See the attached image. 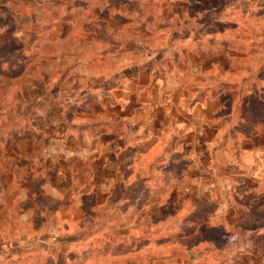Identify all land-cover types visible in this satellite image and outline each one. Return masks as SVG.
Here are the masks:
<instances>
[{
  "label": "crops",
  "instance_id": "1",
  "mask_svg": "<svg viewBox=\"0 0 264 264\" xmlns=\"http://www.w3.org/2000/svg\"><path fill=\"white\" fill-rule=\"evenodd\" d=\"M255 2L258 11L264 12V0ZM220 46L246 52L243 46ZM184 49L173 59L165 54L159 60L147 61L76 97L72 103L76 113L70 110L61 114L63 153L49 152L45 146L53 138L52 130L46 141L40 142L36 140L40 131L24 122L23 113L14 111L7 116V112H0V264H97L123 256H130L132 264L139 258L147 260L145 264H171L168 257L172 264L224 261L212 250L216 245L220 250L229 245L227 229L207 221L219 210L239 217L240 201L252 199L251 191H235L232 184L239 179L231 167L242 158V162L248 160L246 173L251 165L264 168V106L250 114L229 111L228 102L234 96L230 89L223 94L222 88L230 83L232 67L227 70L213 65L196 72L188 53L212 55L214 46L199 44ZM165 61L173 64L168 70ZM218 75L225 77L217 83ZM237 85L235 98L250 100L257 87L264 88V66L253 76H242ZM44 102L54 104L49 99ZM51 118L47 112V119ZM12 120L19 122L17 127ZM259 129L262 144L256 148ZM23 133L32 139L7 138ZM85 147L91 153L81 158L78 152ZM23 155L37 165L20 166ZM62 165L67 167L63 174ZM97 169L103 171L99 179L106 181V188L102 187L105 192H129L128 197L142 192V197H158L156 208L152 209L148 200L140 210L133 199L125 203L116 200L109 207L97 208L101 210L92 221L79 225L72 214L61 215L66 201L54 196L56 179L63 180L67 192H96L94 186L86 191L81 186L95 181ZM220 180L232 186L227 195L221 193L224 185ZM209 187H214L211 195H183L179 202L167 205L170 192H205ZM83 209L96 212L91 206ZM168 216L173 218L169 226ZM138 217L148 222L146 229L130 227L118 237L104 234L110 226L134 222ZM236 226L242 228L240 219ZM20 229H39L43 234L32 236ZM9 243L15 247L8 249ZM166 247L178 254L168 255Z\"/></svg>",
  "mask_w": 264,
  "mask_h": 264
},
{
  "label": "rangeland",
  "instance_id": "2",
  "mask_svg": "<svg viewBox=\"0 0 264 264\" xmlns=\"http://www.w3.org/2000/svg\"><path fill=\"white\" fill-rule=\"evenodd\" d=\"M199 44L213 45L214 53H188V61L196 72L209 70L213 65L227 70L232 67L230 83L222 88L223 94L230 89L234 96L228 102L229 111L250 114L264 106V88L257 87L255 96L246 102L235 98L239 90L238 80L245 75L253 76L264 66V12L258 11L255 0H0V112H7V116L13 115L14 111L23 113L24 122L40 131L36 139L40 142L46 141L48 131L52 130L53 138L45 146L49 147V152L63 153L65 138L62 136L63 122H60L64 116L61 114L70 110L76 113L72 103L82 92L91 87H102L112 76L132 72L147 61L159 60L165 54L173 59L181 55L186 46ZM220 44L243 46L246 52L228 51ZM231 59L232 65H229ZM165 63L167 70L173 65L168 61ZM224 77L218 75L215 81L218 83ZM45 99L54 104L44 105ZM53 108H56L54 116ZM47 112H51L50 120ZM9 123L4 127L7 128ZM18 123L14 121L12 125L17 127ZM224 132L231 135L230 131ZM258 132L261 129L254 140L256 148L262 144ZM206 136L210 137V133ZM21 137L24 142L32 139L26 133L19 137L11 134L7 138ZM89 153L91 151L85 147L79 150L78 156L83 158ZM24 156L20 166L37 165L33 160L26 161ZM246 165L248 160L242 162L241 158L231 167V173L239 179L232 185L240 194L251 191L252 199L240 201V218L237 216L236 219L234 214L223 210L209 216L208 224L226 227L230 242L225 250H220L217 245L212 250L224 261L208 260L207 264H264V168L251 165L246 173ZM66 168L63 169L62 165L60 173L63 174ZM102 173L99 169L94 182H83L81 186L83 191L94 186L96 192H67L63 180L56 179L54 196L66 201L61 215L72 214L79 225L92 221L101 210L97 208L109 207L116 200L125 203L133 199L138 210L148 200L147 204L156 208L158 197H142V192H133L131 197H128L129 192H105L102 187L106 181L99 179ZM245 175L248 179L244 178ZM226 184L225 181L224 187L221 186L223 195H227L228 188L232 187ZM213 188L209 187L205 192H170L172 197L166 198L167 205L171 207L183 195H211ZM88 206L95 208L96 212L83 209ZM171 216L175 218V214ZM239 219L241 229L236 226ZM19 221L23 222L22 219ZM167 221L169 226L173 218L168 216ZM147 223L138 217L134 222L112 225L104 234L118 237L127 233L130 227L137 230L143 226L146 229ZM19 232L32 236L43 234L39 229H20ZM214 236L217 239L218 233ZM13 247L15 244L9 243L8 249ZM166 249L172 257L178 254L172 247ZM162 251L166 253V250ZM168 260L173 263L171 257ZM134 263L145 264L147 260L139 258ZM97 264L132 262L130 256H123Z\"/></svg>",
  "mask_w": 264,
  "mask_h": 264
}]
</instances>
